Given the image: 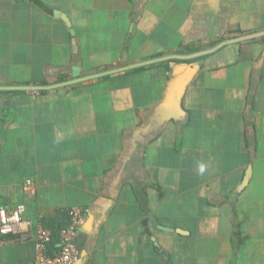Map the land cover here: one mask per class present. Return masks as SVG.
Returning <instances> with one entry per match:
<instances>
[{"label": "crops", "instance_id": "1", "mask_svg": "<svg viewBox=\"0 0 264 264\" xmlns=\"http://www.w3.org/2000/svg\"><path fill=\"white\" fill-rule=\"evenodd\" d=\"M262 32L264 0H0V206L82 209L74 264H264Z\"/></svg>", "mask_w": 264, "mask_h": 264}, {"label": "built area", "instance_id": "2", "mask_svg": "<svg viewBox=\"0 0 264 264\" xmlns=\"http://www.w3.org/2000/svg\"><path fill=\"white\" fill-rule=\"evenodd\" d=\"M32 94L38 93L32 92ZM29 189L25 186V190ZM25 214L24 205L0 206V236L32 241L35 247L33 264H74L76 262V239L79 229L85 224L87 218L82 209L71 208L66 212L68 223L60 229L56 244H53L54 233L51 229L45 228L42 222L34 225Z\"/></svg>", "mask_w": 264, "mask_h": 264}, {"label": "water", "instance_id": "3", "mask_svg": "<svg viewBox=\"0 0 264 264\" xmlns=\"http://www.w3.org/2000/svg\"><path fill=\"white\" fill-rule=\"evenodd\" d=\"M55 16L61 18V20L67 25V27L70 28V24H69L68 19H67L66 16H63L62 14H59L58 12H55ZM70 33L73 36L72 44L74 45V51H75L76 44H75L74 33L71 30H70ZM263 36H264V32L258 33V34H254V35H248V36H245V37H243V38H241L239 40H236V42H244V41L260 38V37H263ZM209 53H211V52L210 51L202 52V53L194 54V55H191V56H188V57H181V59L199 58V57L204 56V55L209 54ZM168 59L169 58H161V59H157V60H151V61L146 62V63H141V64H138V65H135V66H131L129 68L127 67V68H123V69H120V70H117V71L104 73L102 75L114 74V73H117V72L118 73L119 72H125V71L131 70V69L139 68V67H142V66H145V65H149V64H154V63L165 61V60H168ZM73 75L75 76V78H78L79 77L78 71L74 70V74ZM76 80L77 81L72 82V83H78V82L83 81L82 79L81 80L76 79ZM2 90H6V91H44V90H47L48 91V88H45V87H10V88H3ZM151 221L153 223H155L154 219H151ZM145 224H147V221L144 222V225ZM159 228L161 230H163V231H172V230H168L167 228H164V227H161V226Z\"/></svg>", "mask_w": 264, "mask_h": 264}, {"label": "trees", "instance_id": "4", "mask_svg": "<svg viewBox=\"0 0 264 264\" xmlns=\"http://www.w3.org/2000/svg\"><path fill=\"white\" fill-rule=\"evenodd\" d=\"M12 93H20V91H12ZM62 217H64V222H61V223H59L58 220L51 221V222H43L44 227L51 229L54 233L53 244H56V239L58 237V233H59L60 229L63 228L68 223L67 215L64 214V215H62Z\"/></svg>", "mask_w": 264, "mask_h": 264}, {"label": "clouds", "instance_id": "5", "mask_svg": "<svg viewBox=\"0 0 264 264\" xmlns=\"http://www.w3.org/2000/svg\"><path fill=\"white\" fill-rule=\"evenodd\" d=\"M202 170V169H201Z\"/></svg>", "mask_w": 264, "mask_h": 264}]
</instances>
